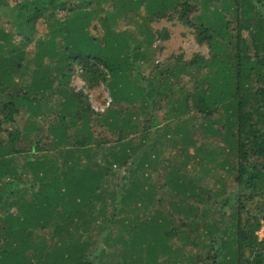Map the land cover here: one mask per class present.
<instances>
[{"label":"trees","instance_id":"obj_1","mask_svg":"<svg viewBox=\"0 0 264 264\" xmlns=\"http://www.w3.org/2000/svg\"><path fill=\"white\" fill-rule=\"evenodd\" d=\"M124 1L135 15L149 2L151 20L178 11L209 59L164 65L151 89L144 44L112 28L125 14L98 18L109 0L0 1V264H111L102 244L123 246L119 264H264V0H201L196 23L200 0ZM142 19L148 47L155 34ZM75 65L104 82L111 103L102 112L72 88ZM194 112L206 120L195 140ZM167 136L198 156L197 141L224 146L207 162L194 155L191 176L187 161L160 168ZM217 170L233 174L236 188L226 193L220 181L219 205L221 194L200 186ZM206 213L213 222L200 227Z\"/></svg>","mask_w":264,"mask_h":264},{"label":"rangeland","instance_id":"obj_2","mask_svg":"<svg viewBox=\"0 0 264 264\" xmlns=\"http://www.w3.org/2000/svg\"><path fill=\"white\" fill-rule=\"evenodd\" d=\"M7 1H12V0H7ZM113 1L117 3L118 0H113ZM127 1H131V0H125L124 3L127 4ZM185 1H187L189 4L190 3L193 4L192 0H183V2ZM112 3L109 0V3L106 2L104 4L103 8L105 9H101V12H104V13L98 14L99 19L105 18V15H108V14L110 15L114 13L115 15L125 14L127 7L125 9V8H122L119 3L117 4L116 3L112 4ZM214 3L216 4V6H219L221 5L222 0H215ZM203 4L204 3L201 2V0L199 3H197L198 8L191 15V21H193V23H196V17L202 14V9L200 5H203ZM147 5L148 6L145 9V11L143 10L137 15L132 14V13L131 14L127 13L121 18H119L120 16H118L119 19L115 22V25L112 28L117 33L122 32V31H127L133 35H136V38L137 39L139 38L141 43L144 44V47L142 49H144L146 52V60H144L141 63V74L143 78L145 79V83L151 89H156V88H153L152 86L155 84L157 79L161 77V74H160L161 68L164 70L165 66H173V64L177 63L176 61L178 60L183 61V62H191L196 58H199V60H202V59L206 60V59H209L210 54H209L207 46L203 45L200 42V39L197 37L195 29L192 26L185 24L186 22H183L181 20V18L179 17L178 11L177 13L170 12L171 14L166 17H163L160 19H156L154 17V19L151 20L152 18L149 19V17L155 13L154 12L155 8L153 6L154 9L153 10L151 9L150 11L148 8H150L149 5L151 4L148 2ZM110 7H111V10H110ZM210 9H213V5L211 4H210ZM98 10L100 12L99 7L97 8V11ZM158 11L159 10H157V13ZM144 15L146 19L145 27L148 28L149 26L152 32L155 34L154 36L155 41L153 42L152 45L150 44V46L148 47L146 46V44L149 43L150 36L146 35V30L145 32L144 30L140 31L138 27V24H140L143 21L142 18ZM43 23L40 22L39 24L44 29L46 26ZM101 23L99 22L94 23V26L97 28L93 30V33L95 35H103L104 32H103V27ZM232 28H234L233 25H232ZM5 29L7 31L11 30L10 27L8 26H5ZM139 32H141V35L139 34ZM31 48L29 49L30 51H31ZM70 82H71L72 88L79 94L83 95L85 100L88 102L87 104L91 105L92 109L95 110L96 112H102L111 103V100L109 98V93L106 87L104 86V82L99 81V80H96V82L91 81V80L89 81L86 80L84 78V69L82 65H75V69L72 74ZM161 100H162V103L158 105L157 103L160 102ZM156 101L157 103L154 107L157 108V114L159 118L162 120V118L167 115V111H168L167 107L169 105V99L168 98L165 99L161 97V98H157ZM124 104L126 105V103ZM191 116L195 117V119L193 120V127L191 130V136L195 140L198 136L203 135L201 126L202 124L205 123L206 120L204 118V115L200 114L199 112H194L193 114H191ZM168 124H170V122L168 121L167 118H164L162 125L158 127L155 130V132L158 131V133L160 134L163 131V129L166 130V126ZM170 126L173 129L175 124L173 123ZM94 128L95 129L100 128L99 123H96L94 125ZM218 128H220L219 125H218ZM168 137L169 136L165 137L166 141L162 139L161 144H159L160 150L162 151L161 152L162 157L161 159H159L160 162L162 161L161 165L159 164L160 168L167 167L169 163H172L178 166L187 161L188 163L187 172L189 173V175L195 176L196 174H198L199 169H200V163H199V159L195 158L194 156V155L198 156V154L195 153V149L189 148V150L186 151L185 146L181 142H176V144L175 145L172 144L173 145L172 146L171 145L172 142L167 140ZM203 137H205V135ZM199 146L202 147V152L200 153L198 157H200V159L202 157L205 158L204 160L200 162H204V161L207 162L208 158L206 156V153L211 151L215 147L221 148L224 145L220 141V139L208 137L206 141H203V140L197 141V147ZM222 159L223 158H221V160ZM120 176H122V172L120 173ZM156 176L157 175H154L155 178ZM220 181L227 185L226 193H229L236 189L235 183H234V175L227 174L221 170H217V172L214 173L210 178L208 179L206 178L202 182H200L201 187L212 191L214 194L215 193L221 194V197L218 198L219 200L216 202L218 203L217 205L221 204L223 199L226 198L227 196V194H222V192H220L221 185H223ZM110 190H114V187L110 188ZM161 197L163 200L162 206L166 207L167 206L166 204L168 203L167 200L170 199V195L161 196ZM207 204L210 205L209 203ZM132 208H134V206H132ZM212 209L217 210L218 208L214 207ZM110 213L111 211L109 209L107 210L106 215H110ZM206 215L207 216L205 218H202L198 222L200 227L206 226L207 223L212 224L213 221H211L210 213H206ZM102 221L103 219H101L100 217L97 223L94 225L95 230H99V226L102 225L101 223H103ZM188 221L189 220L187 219L185 220L187 224H188ZM204 230L205 229H200L199 233L200 232L203 233ZM97 235L98 234L95 233L94 238H98ZM263 238H264V233L261 235V240ZM174 242L175 241L173 240V243ZM118 245H119L118 247L115 246L114 248H110V247L107 248L105 245L102 244V247L107 252L106 254L113 255V257L111 256V260H108L111 264H119L120 258L118 257V253L121 254V257L124 253L122 252L124 251L123 246L120 244Z\"/></svg>","mask_w":264,"mask_h":264},{"label":"built area","instance_id":"obj_3","mask_svg":"<svg viewBox=\"0 0 264 264\" xmlns=\"http://www.w3.org/2000/svg\"><path fill=\"white\" fill-rule=\"evenodd\" d=\"M264 233V228L260 231L259 236L261 238V235Z\"/></svg>","mask_w":264,"mask_h":264}]
</instances>
